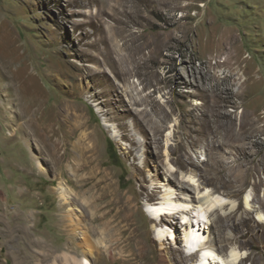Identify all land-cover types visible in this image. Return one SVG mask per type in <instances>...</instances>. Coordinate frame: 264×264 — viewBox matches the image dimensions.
Wrapping results in <instances>:
<instances>
[{
	"label": "rangeland",
	"instance_id": "rangeland-1",
	"mask_svg": "<svg viewBox=\"0 0 264 264\" xmlns=\"http://www.w3.org/2000/svg\"><path fill=\"white\" fill-rule=\"evenodd\" d=\"M136 45L146 69L132 65ZM215 78L234 122L211 113L203 88ZM148 93L156 103L143 101ZM179 179H200L199 196L234 203L200 218L221 236H206L215 263L264 264L255 219L264 198V0H0V264H50L42 251L75 245L76 224L88 240L81 251L96 250L101 236L85 205L105 193L104 205L115 196L130 203L138 251L172 264L177 249L197 264L180 238L184 214L162 226L147 212L167 190L174 200L198 196ZM128 259L94 261L138 264Z\"/></svg>",
	"mask_w": 264,
	"mask_h": 264
},
{
	"label": "bare ground",
	"instance_id": "bare-ground-1",
	"mask_svg": "<svg viewBox=\"0 0 264 264\" xmlns=\"http://www.w3.org/2000/svg\"><path fill=\"white\" fill-rule=\"evenodd\" d=\"M153 44L155 45V47L152 49V53L157 52V50L160 49L159 43L153 42ZM131 61L135 69H146L147 68L146 63L150 62V60L147 57V54L144 53V48L141 47L140 45H136ZM123 72L125 75H130L132 70L128 67V69L123 70ZM205 75H206L205 73L202 74L203 79L208 80V78H206ZM225 78L226 77H224V79ZM151 81H153V79H151ZM203 90L206 92L207 96L213 99L211 105L212 115L221 116L224 118L223 120L227 122H234L235 121L234 115L227 112L225 109L226 105L223 104L224 101L222 94L224 93L225 90H227V86L224 85L223 81H220L219 78H215V80L211 79V81L209 79L208 88H203ZM151 99H152V95L149 94L143 101L149 103ZM152 101H154L155 103L157 102L154 99H152ZM157 107H159V109L165 110V107H163L158 103H157ZM240 112L242 113V115L240 117L239 132L241 136L247 138V133L249 130L248 126L251 124L247 119L248 113L245 114L246 112L244 105L242 106ZM166 115H168V113H166ZM30 123L32 124L33 122L31 121ZM256 126L257 125L255 124V127ZM56 147L58 148V146ZM37 165L39 171L42 172V168H41L42 165L39 161H37ZM189 165L198 167L199 163H196L191 160L189 162ZM202 184L203 182L202 181L200 182V179L198 180L195 179L194 182H192V180L190 179L180 180L179 186L182 189L186 190L188 189V187L190 189V187L192 186V188L196 191L198 196L197 197L193 196L191 201L190 200L188 201L187 199L174 200L172 197V194L174 195V192L171 191L168 192L167 190V193H165L164 196L159 199L161 200L160 202L151 205L150 204L146 205V207H147V212H149L153 216V219L157 220L158 223L162 226L170 222L172 224L176 223V221L168 220L167 218L168 216H171L174 219H178L180 213L184 214L181 216L184 221L181 222L182 224L181 228H183L184 232L180 238L186 243L185 244L186 249H188L189 251L197 250L196 253L200 254V256L194 255L196 257V262H198L197 264H216L214 257H211L213 255L212 254L213 249L211 248V246L208 245L206 239L207 235L215 236L213 232L214 231L213 227L215 222L214 223L211 222L209 227L206 226L207 224H203L202 226L200 218H203L204 220L207 217V213L213 211L216 208L223 207L225 203L227 204L230 203L234 204V203L233 202L229 203L226 199H224V197L222 198L220 196H216L214 193L211 192L204 193L201 196H199V194L202 193V190L205 189V187H203ZM61 193L66 199L67 202L66 205L72 204V202H69V197L67 195L66 190L62 188ZM106 197H107V193L102 195L100 202L96 201V202H92L89 205H85L87 211H90V208H93V213L90 214L91 215L90 219L93 224H97L98 228L96 230V233L101 236V238L98 239L96 242L97 244L96 250L93 249L87 252L81 251L83 248V244L87 243L88 240L86 236L81 238L82 232L79 230L78 227L80 225L76 224V226L73 225V228L70 230L68 229V227L66 228L68 229L70 235L73 236L74 242H76V244L75 245L71 244L68 247L61 250H59V248L55 249L52 247L49 248L48 250H44L42 251L43 259L52 261L50 264H97V262H95L94 259H98L105 254L108 255L113 260L114 263H116L120 258H123V260L125 261H129L130 259L128 258H134L138 262V264H163L160 261L151 260L150 257H148V254L146 255L143 252L144 251L143 249H140V251H138L137 249L138 234L136 233L138 228L134 227V224L132 222V215L128 213L130 203L123 202L120 198H118V196H115L110 201L106 202V205H104ZM245 199H246L245 203L247 205L246 206L247 209L249 210H252V208L254 209V207L252 206V199L250 195H247ZM190 202L199 203V206H193L194 211H196L197 209V213H198L197 217H195L192 209H190L191 207L188 205V204H192ZM263 208H264V198H259V206H257L255 210L256 211L255 219L262 223H264V212L262 210ZM220 234L221 233L219 232V235ZM162 235L160 236L162 237ZM160 236L158 235L159 238ZM220 237L215 236L216 239H220ZM175 238L179 239L177 235L175 236ZM161 244L164 246L165 242H161ZM209 244H211L214 248H216V244L214 243V241L211 240ZM43 245L42 247L46 246L45 244ZM127 252H130L131 254L128 256L124 255ZM80 253H82L81 257H80ZM169 259L172 264H187L186 258L184 259L183 257H180L178 255L177 249H172L170 251ZM238 260H240L239 264L245 262L244 259L243 260L237 259V261Z\"/></svg>",
	"mask_w": 264,
	"mask_h": 264
},
{
	"label": "trees",
	"instance_id": "trees-1",
	"mask_svg": "<svg viewBox=\"0 0 264 264\" xmlns=\"http://www.w3.org/2000/svg\"><path fill=\"white\" fill-rule=\"evenodd\" d=\"M109 149H110V154L113 155V149H114V145H113V143H111V144L109 145Z\"/></svg>",
	"mask_w": 264,
	"mask_h": 264
},
{
	"label": "clouds",
	"instance_id": "clouds-1",
	"mask_svg": "<svg viewBox=\"0 0 264 264\" xmlns=\"http://www.w3.org/2000/svg\"><path fill=\"white\" fill-rule=\"evenodd\" d=\"M184 248H185V246H184ZM184 251H185V249H184ZM186 252V254L188 255V256H194L195 255V251H194V253L192 252V251H185ZM189 252L191 253V254H189ZM193 253V254H192Z\"/></svg>",
	"mask_w": 264,
	"mask_h": 264
}]
</instances>
